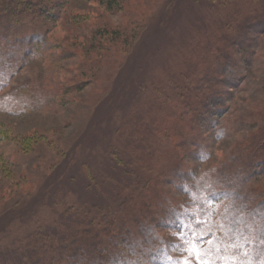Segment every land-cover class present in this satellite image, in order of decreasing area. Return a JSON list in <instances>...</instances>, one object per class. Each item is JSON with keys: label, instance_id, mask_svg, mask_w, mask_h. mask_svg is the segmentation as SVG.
Returning a JSON list of instances; mask_svg holds the SVG:
<instances>
[{"label": "rangeland", "instance_id": "374dc122", "mask_svg": "<svg viewBox=\"0 0 264 264\" xmlns=\"http://www.w3.org/2000/svg\"><path fill=\"white\" fill-rule=\"evenodd\" d=\"M48 1L50 14L24 19L13 56L0 57V215L34 198H108L109 150L125 154L140 203L153 198L144 178L167 164L180 173L160 177V189L181 213L200 202L199 221L226 215L235 198L264 200V0ZM186 99L188 118L177 110ZM183 221L154 224L155 244L170 264H197L184 231L196 221ZM196 234L203 259H224L205 228Z\"/></svg>", "mask_w": 264, "mask_h": 264}, {"label": "trees", "instance_id": "16d2710c", "mask_svg": "<svg viewBox=\"0 0 264 264\" xmlns=\"http://www.w3.org/2000/svg\"><path fill=\"white\" fill-rule=\"evenodd\" d=\"M100 1L107 9H111L115 4L113 0ZM52 8L53 5L48 0H2L0 44L5 43L12 47L6 52L7 54L0 50V57L13 56L12 51L16 49L13 46L19 40L12 38L17 36L18 31L25 25L24 19L43 18L50 14ZM256 20L257 18L251 21L248 19L249 27H258L261 19ZM239 27L240 30L234 35V38L238 37V40L240 37L243 38L247 25L240 24ZM36 35H38L36 32L27 34L29 37ZM224 49L227 50L226 47ZM219 50L218 48V52H225V50ZM189 104L190 102L186 99L182 101L180 108L177 106L178 112L186 118H188L187 112L184 111L191 108ZM183 138L181 140H184ZM177 141L174 142L175 145ZM104 156L106 160L109 159L106 164L108 163L107 167L111 169L110 172H105L102 178L105 183H111L108 192L105 191L108 198H70L69 201L66 198H48L45 202L34 198L32 202L13 205L0 215V264H170L162 246L155 244L159 240L160 230H156L154 224L160 220L164 224L163 227L170 228L174 215L180 227L186 215L190 221H196L193 224V230L184 227V231H187L186 237L190 238V241L198 235L197 231L205 228L213 237V242L218 248L217 254L221 255L219 257L234 258L238 264L248 260H251L253 264H260V261L264 260V246L256 239L259 229L264 226V200L255 201L249 206L248 198H235L232 199L233 203L227 206L226 215H222L216 221H210L215 215L210 213V216L199 221L198 213L204 215L200 202H195L191 206L194 209H184L183 215L173 205L174 202L165 197L166 192L161 190L157 183L163 175L171 174V172L175 175L180 173L178 166L166 163V166L157 167L153 178L152 175L147 174L143 183L148 186V191L153 198H143V203H140L141 198L137 199V196H134L135 191L129 190L128 176L131 172L121 170L128 161L125 154L109 150V153L107 152V155L104 153ZM241 160L242 157L234 159L240 163L248 162L250 155H244ZM109 161L115 165L109 166ZM136 164L137 170L144 169L143 162H140L142 167ZM137 170L136 174L131 175L139 177ZM86 172L90 180L95 179L93 176L96 175L89 174L87 168ZM155 177L157 180H154ZM125 191L128 194H125ZM145 191L147 192L144 189ZM219 194L213 193L212 196L217 197ZM197 196L199 193L195 197ZM157 200L161 213L155 212L158 207H151L153 204L157 206ZM40 208L48 209L51 216L49 218L39 216ZM167 208L168 211L165 212ZM126 219L133 222V228L135 227L138 233L132 234L131 227L126 226ZM248 241L254 242L248 243ZM233 244L243 245L247 255L241 254L239 247L233 248ZM117 247L129 249L127 254L133 260L125 258L124 262L126 255L123 256L124 251L118 250ZM223 260L215 261L214 264H222Z\"/></svg>", "mask_w": 264, "mask_h": 264}, {"label": "snow or ice", "instance_id": "6c2138e0", "mask_svg": "<svg viewBox=\"0 0 264 264\" xmlns=\"http://www.w3.org/2000/svg\"><path fill=\"white\" fill-rule=\"evenodd\" d=\"M203 239H204V237H200V239H197L195 241H189L187 247L185 248V251L191 253L192 256H194L197 259V264H212L211 261L202 258V253L204 250L199 247V244L201 243V241ZM245 239H247V238H245ZM256 239H258L260 241V244L262 246H264V226H261V228L259 229V235ZM252 242H254V241H248V243H252ZM207 243L211 244L212 240L208 239ZM232 247L233 248L239 247L241 250V254L247 255V253L244 252V246L243 245L237 246V245L233 244ZM179 264H190V261L186 258H182L179 261ZM222 264H238V262L236 259L229 257V258L224 259ZM241 264H253V262L251 260H248L246 262H241ZM260 264H264V260H261Z\"/></svg>", "mask_w": 264, "mask_h": 264}]
</instances>
